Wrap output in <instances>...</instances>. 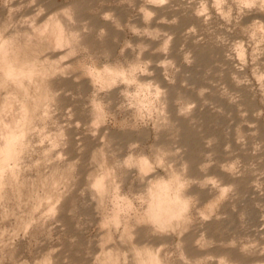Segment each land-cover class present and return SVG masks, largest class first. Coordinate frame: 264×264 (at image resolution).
Wrapping results in <instances>:
<instances>
[{"label": "rangeland", "instance_id": "1", "mask_svg": "<svg viewBox=\"0 0 264 264\" xmlns=\"http://www.w3.org/2000/svg\"><path fill=\"white\" fill-rule=\"evenodd\" d=\"M155 1L0 0V264H264V0Z\"/></svg>", "mask_w": 264, "mask_h": 264}, {"label": "bare ground", "instance_id": "2", "mask_svg": "<svg viewBox=\"0 0 264 264\" xmlns=\"http://www.w3.org/2000/svg\"><path fill=\"white\" fill-rule=\"evenodd\" d=\"M159 1V0H158ZM155 2H157V0L155 1ZM156 4V3H155ZM59 17H56V16H54V17H51V18H49L48 20H47V22H45L41 27H40V29L38 30L39 31V35L37 34L38 32H35L34 31V29H35V26H34V29H32L34 32H35V36H37L38 35V37H41L42 38V40L43 39H45L49 44L48 45H52V46H57V45H60V44H62L63 43V35H64V33H65V31L64 30H66V29H64L65 27H66V25H64V23H61L59 20L60 19H58ZM63 22V21H62ZM63 25L65 26V27H63ZM37 29V28H36ZM35 29V30H36ZM37 31V30H36ZM37 34V35H36ZM68 34V33H67ZM70 36V35H69ZM38 37H36V38H38ZM74 38V37H73ZM67 39V38H66ZM39 40V39H38ZM45 40H44V43H45ZM75 41V40H74ZM38 42V41H37ZM42 42V41H41ZM7 44V43H6ZM70 44V43H69ZM45 45V44H44ZM47 45V44H46ZM46 45H45V47H46ZM5 46V45H4ZM39 46H40V44H39ZM31 47H34V46H31ZM2 48V47H1ZM14 48V47H13ZM20 49V48H19ZM23 49V48H22ZM26 49V48H25ZM29 49V48H28ZM36 49V48H35ZM54 49V48H53ZM30 51V50H29ZM29 51H27V52H29ZM54 52H55V50H54ZM10 53V52H9ZM11 54V53H10ZM13 54V53H12ZM24 54V53H23ZM22 54V55H23ZM34 54V53H33ZM27 55V54H26ZM26 55H24V57L26 56ZM35 55V57H36V54H34ZM31 56V55H30ZM10 57V56H9ZM23 57V56H22ZM28 57V56H27ZM35 57H34V60H35ZM39 57V56H38ZM11 58V57H10ZM29 58V57H28ZM32 58V57H31ZM1 59H2V57H1ZM14 59V58H13ZM41 59V58H40ZM3 60H4V58H3ZM32 60V59H31ZM41 60H43V59H41ZM10 61H11V59H10ZM45 61V59L43 60V62ZM14 62V61H13ZM37 62H40L39 60H37ZM47 62V61H46ZM29 63H30V61H29ZM32 63V62H31ZM34 63H36V62H34ZM33 63V64H34ZM41 63V62H40ZM3 64H4V61H3ZM9 64V63H8ZM14 63H12V65H13ZM32 64V65H33ZM38 64V63H37ZM44 64V63H43ZM11 65V64H10ZM9 65V66H10ZM35 65V64H34ZM27 66H28V64H27ZM31 66V65H30ZM39 66V65H38ZM41 66H42V64H41ZM54 66V65H53ZM13 67H15V66H13ZM40 67V66H39ZM0 68H2V67H0ZM6 68V67H5ZM11 68V67H10ZM24 68H25V66H24ZM43 68V67H42ZM20 69H21V66H20ZM27 70V69H26ZM31 70V69H30ZM48 70V69H47ZM21 71V70H20ZM45 72V71H44ZM22 73V72H21ZM37 73V72H36ZM46 73V72H45ZM29 74H31V73H29ZM39 74V73H38ZM37 74V75H38ZM22 75V74H21ZM9 76V75H8ZM32 76V75H31ZM44 76V75H43ZM9 79V78H8ZM36 79V78H35ZM27 80V79H26ZM7 81V80H6ZM9 81V80H8ZM29 80H27V83H29L28 82ZM39 81V80H38ZM44 81V80H43ZM13 82V81H12ZM11 82V83H12ZM22 82V81H21ZM32 82V81H31ZM30 82V83H31ZM23 83H24V81H23ZM2 84V83H1ZM19 84V83H18ZM33 84H35V83H33ZM24 85V84H23ZM25 85H26V83H25ZM28 85V84H27ZM30 85V84H29ZM20 86V85H19ZM21 87V86H20ZM26 87H28V86H26ZM17 88H19V87H17ZM24 91H26V89H24ZM27 91H29V90H27ZM27 91L25 92V93H27ZM36 91H37V89H36ZM13 93V92H12ZM24 93V92H23ZM35 93H38V92H35ZM14 95H16V94H14ZM28 95V94H27ZM36 96V95H35ZM34 97V96H33ZM34 99V98H33ZM14 101V100H13ZM17 101V100H16ZM15 101V102H16ZM15 102H13V103H15ZM24 102V101H23ZM35 102V100L33 101V103ZM6 103V102H5ZM11 103V105L10 106H12V102H10ZM25 103V102H24ZM31 103V102H30ZM5 105V104H4ZM16 105H17V103H16ZM26 106V105H25ZM5 107V106H4ZM6 107H7V105H6ZM9 107V106H8ZM13 107L17 110V109H19V106H17V107H15L14 105H13ZM21 107V106H20ZM23 107H24V105H23ZM33 107V106H32ZM31 107V108H32ZM14 108L12 109V111L14 110ZM11 111L10 109H7V111ZM16 110H14V112L16 111ZM20 110V109H19ZM6 112V111H5ZM21 112V111H20ZM7 113V112H6ZM17 113H19V111L17 110ZM16 112H15V114H17ZM8 114V113H7ZM6 114V116H8ZM9 114H11V113H9ZM13 114V113H12ZM14 114V115H15ZM20 114V113H19ZM18 114V115H19ZM13 115V116H14ZM16 116L15 117V120H17V121H19V119L21 120V118L23 117H21V118H19L20 116ZM17 117L19 118V119H17ZM4 117H1L0 118V120L1 119H3ZM8 118H10V119H8V121H10V123H8V125L6 126V129H5V133H3V135L1 136V134H0V136L1 137H3V143H2V145L0 146V151L2 152V154H3V156L5 157V158H9L10 156H12V154H13V152H14V141H15V137H16V135H15V132H14V128H13V126L14 125H17L18 126V124H20V123H18L17 124V121H16V124H15V121L14 122H11V121H13L14 120V118L13 117H9L8 116ZM13 118V119H12ZM5 119V118H4ZM6 119H7V117H6ZM22 121V120H21ZM20 121V122H21ZM23 126V125H22ZM16 128H20V127H16ZM15 128V129H16ZM3 130V128L1 127L0 128V130ZM17 130V129H16ZM19 130V129H18ZM4 131V130H3ZM18 132V131H17ZM16 132V133H17ZM1 133V132H0ZM19 140V139H18ZM140 164V163H139ZM142 170V169H141ZM105 177V176H104ZM110 179V178H109ZM105 180V179H104ZM106 181V180H105ZM104 181V182H105ZM97 185L98 186H102L103 185V181L102 180H100V181H98V183H97ZM97 187V186H96ZM103 187V186H102ZM97 189V188H96ZM99 189V188H98ZM103 189V188H102ZM151 193V192H150ZM157 213V212H156ZM157 221H159V220H157Z\"/></svg>", "mask_w": 264, "mask_h": 264}]
</instances>
